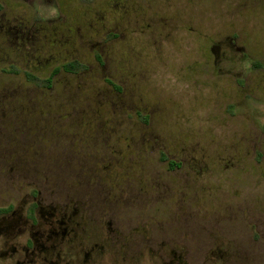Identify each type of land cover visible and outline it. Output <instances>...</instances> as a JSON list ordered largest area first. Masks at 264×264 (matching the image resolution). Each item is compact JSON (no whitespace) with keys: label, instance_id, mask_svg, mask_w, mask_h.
I'll use <instances>...</instances> for the list:
<instances>
[{"label":"rangeland","instance_id":"obj_1","mask_svg":"<svg viewBox=\"0 0 264 264\" xmlns=\"http://www.w3.org/2000/svg\"><path fill=\"white\" fill-rule=\"evenodd\" d=\"M0 24V95L16 94L15 102L12 95L0 103L47 107L40 117L12 122L87 123L76 135L81 148L64 134L39 136L63 139L49 147L52 153L71 147L116 163L124 153L132 159L144 152L155 159L160 149L180 153L179 169L148 164L167 189L164 202L142 198L124 206L126 216L154 215L164 223L165 248H177L182 240L171 236L185 233L191 247L202 249L205 224L214 219L224 235L245 237L253 248L264 244V0H0ZM139 120L158 139L147 149L138 140ZM97 122L113 127L107 139L92 138ZM8 139L0 133V149ZM138 174L116 170L112 184H122L121 191L130 180L138 188ZM32 180L0 166V208L23 205L24 214L33 185L53 199L49 189V197L43 194L45 177ZM147 226L134 221L128 228L156 233ZM222 240L208 244L209 258L187 257L185 264H222ZM0 264L6 263L0 258ZM243 264H264V258Z\"/></svg>","mask_w":264,"mask_h":264},{"label":"flooded vegetation","instance_id":"obj_2","mask_svg":"<svg viewBox=\"0 0 264 264\" xmlns=\"http://www.w3.org/2000/svg\"><path fill=\"white\" fill-rule=\"evenodd\" d=\"M3 27L4 25L0 24L1 31ZM54 71H59V68L53 70L50 76L57 74ZM28 75L35 77L31 73ZM44 108L47 107L0 105V133L6 134L9 138L0 149V166L8 172L12 171L17 177L33 178V182L34 178L45 177L43 183L46 186L43 187L47 192L43 191V194L49 197L46 193L50 194L48 192L50 190L53 196L52 200L44 199L41 191L33 185L29 187L27 193L24 214L20 212L23 205L19 208H10L9 205L0 208L2 238L0 258L6 264H185L187 257L209 258L214 254V250L209 246L211 241L221 239L225 246L217 252L222 257V264H243L245 258L252 260L257 257L264 258L261 250L264 244L253 248L247 244L248 240L245 237L235 239L224 235L216 219L210 225L208 222L205 224L209 230L202 249L191 247L188 243L190 238L185 233L171 236L182 240L181 244H177V248H165V242L161 238L169 235L164 233V223L159 222L154 215L126 216L124 206L129 202H138L142 198L145 202L148 198L164 202L167 189L163 186L164 183L159 185L161 179L158 178V170L155 171L154 178L151 173L153 169L149 171L148 164L152 160H156L157 164L166 162L165 170L173 171L183 166L182 155L160 149L157 158L152 159L148 156L153 155L144 152L140 154L138 160L129 158L132 155L124 153L120 154L123 158L117 159L116 163L113 159L111 162L102 157L95 158L94 155L98 153H82L71 147L52 153L49 151L52 148L50 146L55 147L62 143L63 139L53 138L44 141L39 139V136L64 134V139L68 137L72 140L70 144L76 145L80 143L78 139H81L76 136L77 132L87 123L59 121L57 126L51 127L47 122L26 126L25 123H14L10 120L31 114L39 116L38 113L44 111L42 110ZM138 113L142 115L141 111ZM9 120L11 128L7 130L4 124ZM13 123L15 126H12ZM135 124L139 131L138 140L145 144L146 149L151 139L152 142H158V139L148 136L147 122L139 120ZM109 128L113 127L108 126L106 122H97L92 131L96 135L92 138L107 139L111 133ZM51 161H62L64 166L60 169L54 168ZM117 165L121 166L120 169L116 167ZM116 170L120 171V174L127 173L130 178L134 172H138L139 189L133 187L134 184L129 180L120 191L119 187L122 184H119L118 188L112 184L115 179L112 174ZM187 175L190 176L188 173ZM85 179L87 182L89 180V185H85L86 189L82 185ZM120 182L118 180V183ZM175 203L177 208L183 207L179 200ZM194 219L207 221L208 218ZM134 221H142L149 228L153 226L156 233L137 232L134 228H128L129 223ZM211 229L218 230L221 237L213 235L215 233L210 232ZM21 238L22 241H19ZM252 239L258 241L257 235ZM263 241L264 239L259 244ZM207 261L205 260L206 263Z\"/></svg>","mask_w":264,"mask_h":264},{"label":"trees","instance_id":"obj_3","mask_svg":"<svg viewBox=\"0 0 264 264\" xmlns=\"http://www.w3.org/2000/svg\"><path fill=\"white\" fill-rule=\"evenodd\" d=\"M25 73H27V72H25ZM29 74V73H28ZM28 74H26V77H28V78H31V79H33L34 77L32 76V75H28ZM48 82H50V80H51V78L50 77H48L47 79H46ZM5 93V95H9V96H5L4 94H2V95H0V102H2V101H4V102H6V101H12L11 99H12V95H15V98H14V102H15V100H16V94L14 93V94H11L10 92L7 94L6 92H4ZM3 96V97H2ZM17 97H19L18 95H17ZM20 102V101H19ZM0 105H11V104H6V103H0ZM12 105H15V104H12Z\"/></svg>","mask_w":264,"mask_h":264}]
</instances>
